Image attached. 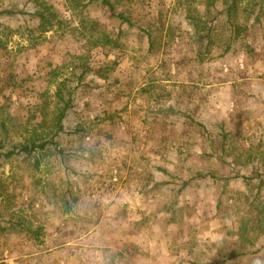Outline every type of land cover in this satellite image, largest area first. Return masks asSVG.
<instances>
[{
    "label": "rangeland",
    "instance_id": "obj_1",
    "mask_svg": "<svg viewBox=\"0 0 264 264\" xmlns=\"http://www.w3.org/2000/svg\"><path fill=\"white\" fill-rule=\"evenodd\" d=\"M3 10L0 154L48 145L0 161V264H264V0H124L133 27L100 0Z\"/></svg>",
    "mask_w": 264,
    "mask_h": 264
},
{
    "label": "trees",
    "instance_id": "obj_2",
    "mask_svg": "<svg viewBox=\"0 0 264 264\" xmlns=\"http://www.w3.org/2000/svg\"><path fill=\"white\" fill-rule=\"evenodd\" d=\"M102 5L104 7H106L110 13H111V17L113 19H116L118 21L123 22L124 24L133 27L132 24V20H130V18L125 14V12H119L122 3L124 2V0H100ZM128 1V0H127ZM210 5H214V3L217 0H208ZM225 4L227 5V13L229 16L232 15V17H234L237 12L239 11V7L241 5V3L244 0H224ZM87 5H82V7H79V9H85ZM12 12H10L9 10H3L2 12H0V15H6V14H11ZM36 18L39 21V26H38V30L39 31H43V32H49L53 29L54 24L56 22H58V13L50 8L48 9L47 7L43 8V10L41 11H37L35 13ZM85 23V21H84ZM59 24V22H58ZM57 24V25H58ZM96 24H94L92 32H95V26ZM91 32V34H92ZM84 35V34H83ZM95 35H99V38H97V40H94L95 43L98 46H111V47H117L116 45H118V40H114L108 32L104 31H98L95 32ZM5 45H2V43L0 42V49L4 48ZM89 71L88 68H85L84 66V70L80 76L83 77V75L86 74V72ZM11 78V77H10ZM64 83L60 84L59 87L57 88V92H56V98H57V106H56V111H55V123L53 125L52 128L48 129L51 132L47 131V135H51L52 133L55 132V136L59 135L60 133H62L64 131V121L67 117V115L69 114V112L72 111L73 109V100H72V95L71 93H67L65 88H64ZM42 126H36L34 129V137H32V140L29 142V144L27 145H23L21 147V150L19 152H16V150H11L6 152L5 154H0V161L5 157V158H14L17 155H21L22 153H25L27 155L31 154L32 152L36 151L37 149H44L47 145L48 142L43 141V134H41L38 130L39 128ZM5 128V126H4Z\"/></svg>",
    "mask_w": 264,
    "mask_h": 264
},
{
    "label": "clouds",
    "instance_id": "obj_3",
    "mask_svg": "<svg viewBox=\"0 0 264 264\" xmlns=\"http://www.w3.org/2000/svg\"><path fill=\"white\" fill-rule=\"evenodd\" d=\"M255 264H261V262L259 260L255 261Z\"/></svg>",
    "mask_w": 264,
    "mask_h": 264
}]
</instances>
